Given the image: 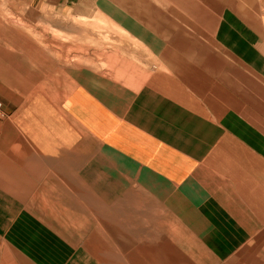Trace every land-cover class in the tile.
Segmentation results:
<instances>
[{
    "label": "crops",
    "instance_id": "0c3cea01",
    "mask_svg": "<svg viewBox=\"0 0 264 264\" xmlns=\"http://www.w3.org/2000/svg\"><path fill=\"white\" fill-rule=\"evenodd\" d=\"M215 1L108 20L115 69L0 21V264H264V0Z\"/></svg>",
    "mask_w": 264,
    "mask_h": 264
},
{
    "label": "rangeland",
    "instance_id": "374dc122",
    "mask_svg": "<svg viewBox=\"0 0 264 264\" xmlns=\"http://www.w3.org/2000/svg\"><path fill=\"white\" fill-rule=\"evenodd\" d=\"M199 1L70 0L64 9H58L52 3L29 4L23 0H0V15L8 17L0 21L14 33L19 32L12 35V38L15 42L22 38L26 48L44 49L46 55H55L66 64H87L99 70L115 69L117 53L123 48L125 38L129 36L108 20L117 22L115 19L117 15L121 16L120 14L125 11H135L146 16L153 14L156 16L157 28H163L168 22L166 20L169 17L168 13L175 14L182 9L195 11ZM208 2L214 10L218 7L217 1ZM61 10H64L65 14L58 12ZM43 14L45 18H38ZM62 27H69L71 33L63 32L59 29ZM2 28L3 26H0V31ZM4 43L5 35L0 34V44L5 47ZM85 47L87 50H84ZM120 53L122 54V51ZM0 100L3 103V100ZM168 187L170 186L154 178L142 177L141 202L148 203L153 200L152 202L163 205L167 201L164 191ZM164 213L157 212L158 223L163 224L164 216L160 214Z\"/></svg>",
    "mask_w": 264,
    "mask_h": 264
},
{
    "label": "built area",
    "instance_id": "2783aa9c",
    "mask_svg": "<svg viewBox=\"0 0 264 264\" xmlns=\"http://www.w3.org/2000/svg\"><path fill=\"white\" fill-rule=\"evenodd\" d=\"M5 115V112L3 111V105H2V102L0 100V116H4Z\"/></svg>",
    "mask_w": 264,
    "mask_h": 264
}]
</instances>
